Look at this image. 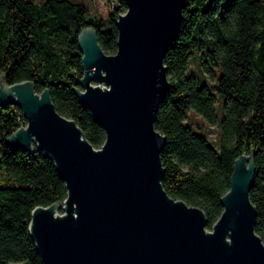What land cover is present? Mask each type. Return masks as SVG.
Returning <instances> with one entry per match:
<instances>
[{"label":"water","instance_id":"1","mask_svg":"<svg viewBox=\"0 0 264 264\" xmlns=\"http://www.w3.org/2000/svg\"><path fill=\"white\" fill-rule=\"evenodd\" d=\"M115 50L94 30L76 37L81 52L78 100L104 130L93 147L72 118L58 113L48 89L30 80L6 84L0 103L20 108L25 125L3 139L49 156L63 179L61 201L34 205L27 224L44 264H264L248 197L251 147L232 163L222 209L207 229L202 209L169 196L160 184L165 136L153 125L167 88L163 55L175 38L184 0H122ZM247 161V162H246ZM61 208L59 212L57 209ZM58 212H57V211Z\"/></svg>","mask_w":264,"mask_h":264},{"label":"trees","instance_id":"2","mask_svg":"<svg viewBox=\"0 0 264 264\" xmlns=\"http://www.w3.org/2000/svg\"><path fill=\"white\" fill-rule=\"evenodd\" d=\"M103 1L108 7L99 15L75 0H0L3 82L30 80L37 92L47 88L55 110L72 118L93 147L102 143L104 130L72 88H80L76 37L82 27L94 30L104 52L115 50V19L125 5ZM192 54L194 72L187 71ZM162 62L167 88L153 120L165 136L159 153L162 188L199 206L210 229L222 209L219 196L228 189L233 160L251 147L248 197L256 210L253 229L264 241V0H184ZM205 64L213 82L195 74ZM190 112L206 122L217 120L216 147L198 123L187 122ZM20 113L0 103V264H44L27 229L29 212L34 205L61 201L66 189L42 150L4 143L20 125Z\"/></svg>","mask_w":264,"mask_h":264},{"label":"rangeland","instance_id":"3","mask_svg":"<svg viewBox=\"0 0 264 264\" xmlns=\"http://www.w3.org/2000/svg\"><path fill=\"white\" fill-rule=\"evenodd\" d=\"M37 1H40V0H37ZM75 1H78V2L85 4L92 13L95 12L99 15H103L105 13L107 7H108V5L106 3H104L103 0H75ZM195 59H196L195 54H192L190 56V58L188 59L187 71H190V72L195 71V67H196L195 66V62H196ZM208 68H209L208 64H205L203 66V69L202 70L197 69L195 74L197 76L204 74V77H206V80L208 82H213V76L211 75V72L207 71ZM216 71L218 72V70H216ZM215 108L217 110L219 109L218 102H215ZM187 122H189L191 125L198 123L199 124L198 127L200 128V131H202L206 135L208 140L216 147V145L218 144L217 140H216L217 133H218V123H217L216 119L213 122H206L198 114H196L194 112H190L188 114V117H187ZM242 154H247V153H242ZM188 166L189 165H187V164L182 165L183 168H187Z\"/></svg>","mask_w":264,"mask_h":264},{"label":"built area","instance_id":"4","mask_svg":"<svg viewBox=\"0 0 264 264\" xmlns=\"http://www.w3.org/2000/svg\"><path fill=\"white\" fill-rule=\"evenodd\" d=\"M16 119L18 120L20 125H25L26 119L23 117L22 113L17 114Z\"/></svg>","mask_w":264,"mask_h":264}]
</instances>
